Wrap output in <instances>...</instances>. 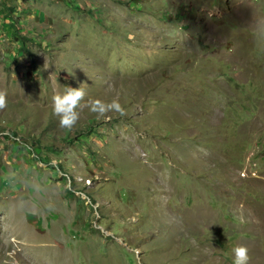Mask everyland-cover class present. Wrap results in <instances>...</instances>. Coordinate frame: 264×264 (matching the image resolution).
<instances>
[{"label": "rangeland", "instance_id": "rangeland-1", "mask_svg": "<svg viewBox=\"0 0 264 264\" xmlns=\"http://www.w3.org/2000/svg\"><path fill=\"white\" fill-rule=\"evenodd\" d=\"M0 93V264H264V0H0Z\"/></svg>", "mask_w": 264, "mask_h": 264}, {"label": "clouds", "instance_id": "clouds-1", "mask_svg": "<svg viewBox=\"0 0 264 264\" xmlns=\"http://www.w3.org/2000/svg\"><path fill=\"white\" fill-rule=\"evenodd\" d=\"M84 96V90L80 86L66 85L64 90L52 96V114L58 116L60 126L70 128L78 119L77 108L80 106L81 97ZM4 104V95L0 93V107ZM107 109H114L123 112L118 100L112 99L103 102L100 99H92L90 102V111L103 113ZM248 260L247 248L244 245H235L232 248V264H246Z\"/></svg>", "mask_w": 264, "mask_h": 264}, {"label": "bare ground", "instance_id": "bare-ground-1", "mask_svg": "<svg viewBox=\"0 0 264 264\" xmlns=\"http://www.w3.org/2000/svg\"><path fill=\"white\" fill-rule=\"evenodd\" d=\"M42 253H43V252H42ZM40 258H41V257H40ZM55 260H56L55 264H62L61 259H59V258H55Z\"/></svg>", "mask_w": 264, "mask_h": 264}]
</instances>
